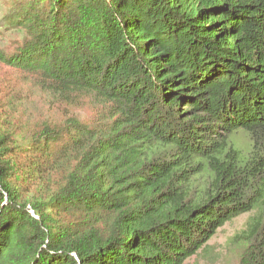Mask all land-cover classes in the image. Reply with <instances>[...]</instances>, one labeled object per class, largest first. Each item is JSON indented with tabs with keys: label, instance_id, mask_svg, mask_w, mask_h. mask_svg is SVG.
I'll use <instances>...</instances> for the list:
<instances>
[{
	"label": "trees",
	"instance_id": "1",
	"mask_svg": "<svg viewBox=\"0 0 264 264\" xmlns=\"http://www.w3.org/2000/svg\"><path fill=\"white\" fill-rule=\"evenodd\" d=\"M17 6L24 40L0 64L30 81L9 88L94 118L50 116L17 146L23 90H8L0 264H185L253 212L241 264H264V0Z\"/></svg>",
	"mask_w": 264,
	"mask_h": 264
},
{
	"label": "rangeland",
	"instance_id": "2",
	"mask_svg": "<svg viewBox=\"0 0 264 264\" xmlns=\"http://www.w3.org/2000/svg\"><path fill=\"white\" fill-rule=\"evenodd\" d=\"M23 0H0V48L3 49L8 55L13 54L16 47L21 45L24 40V33L22 30L14 29L7 26L6 16L13 15L19 8L18 4ZM12 68H8L0 64V113L4 112L3 120H6L9 110L7 103L15 95L8 93V90H23L21 99L24 100L23 105L20 107L18 113L13 119V129L15 132L14 140L16 145L23 144L29 140V136L35 131L39 130V125L43 126L48 117H57L63 119V114L70 116L77 115L82 121L91 123L94 118L92 108L83 103L80 107L62 106L59 110V105L51 102L45 95L44 98L39 96L32 97L33 87L28 83H19V86L9 88L12 85L23 81L26 77ZM9 83V84H8ZM30 83V82H29ZM31 95L27 98V95ZM238 147L246 148L249 145V138L245 134H239L236 137ZM33 145L31 144L27 151H31ZM38 159V162H44L40 157L31 155L30 159ZM13 160L19 163L28 161L25 156H13ZM20 160V161H19ZM36 160H31L34 162ZM24 171H19L14 176L16 180L23 181ZM20 176V178H19ZM23 188L26 187V182L20 183ZM256 215V212L241 215L232 221L226 223L220 228L215 236L192 258L185 264H241V255L247 244L241 239L240 235L248 229L251 219Z\"/></svg>",
	"mask_w": 264,
	"mask_h": 264
}]
</instances>
